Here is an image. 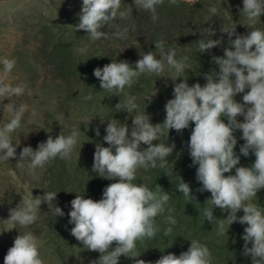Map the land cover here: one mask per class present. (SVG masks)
<instances>
[{"label": "rangeland", "instance_id": "obj_1", "mask_svg": "<svg viewBox=\"0 0 264 264\" xmlns=\"http://www.w3.org/2000/svg\"><path fill=\"white\" fill-rule=\"evenodd\" d=\"M81 7L82 0H0V61H15L13 69L8 72L0 63V87L19 86L22 89L19 95L0 91V128L17 115L18 109L21 118V126L10 134V139L16 144L17 155L0 161V264H4L6 253L20 232H31L38 239L44 264H94L98 261L102 254L84 248L82 242L71 234L73 225L69 223L68 213L70 201L76 195L99 200L105 186L115 182L114 179L100 177L92 170L96 145L109 146L103 140L108 120L126 123L129 135L133 115L137 111H145L154 125L163 123L166 118L165 104L174 98L176 83L187 79L190 86L197 82L203 86L210 73H216L214 78L219 79L220 68L213 57L224 56V49L231 47L228 34L221 29L236 26L231 39L237 34L246 35L251 30L240 12L243 0H178L177 3L164 0L157 6L156 20L151 19L150 12L138 9L134 0H123L121 8L128 12V16L123 19L118 16L109 25L102 26L101 30L106 35L93 41L86 30L75 28ZM212 7L217 9L215 14L210 11ZM159 12H185L186 16L179 13L174 21L176 28H173L163 25ZM150 23H154V27H149ZM125 27L128 29L125 38L114 35ZM250 27L264 29V14ZM206 28L214 30L211 38L220 40V43L206 51H199L198 40L204 38L206 34L202 32ZM153 29L158 31L152 33ZM163 32H167L165 39L158 40L168 45L164 51L177 49L176 58H185V71L177 73L166 66L159 76L141 74L120 95L101 88L99 78L93 74L96 67L102 68L106 61L114 57L118 58L117 61L126 60L135 66L143 52L156 53L159 58V50L150 49L148 43L153 41L152 34L161 37ZM81 48L85 51L80 52ZM141 77L149 81L148 86L140 84ZM232 78L235 79L234 74ZM249 90L246 88L245 92ZM143 91L149 95H144ZM243 95V92L237 93L235 99L245 103ZM129 97H134L138 105L133 113L123 110ZM250 106L246 104L245 110ZM223 119L227 120V117ZM237 119L243 121L244 116L238 115ZM193 127L194 122H190L182 131L170 129L167 134L164 130L159 134V140L153 141L174 144L173 152L167 158L168 163L163 168L175 166V158L190 139ZM97 128L99 135L96 134ZM73 129L78 131L79 138L70 160L57 157L43 169H37L35 175L28 172L27 162L17 166L23 147L31 146L35 150L49 136L55 138L61 132L68 135ZM146 147L142 142L141 150ZM236 152L242 160L238 166H252L256 159L254 150L250 149L247 156L240 152V147ZM158 168H161L159 162L155 168H139L133 183L144 184ZM197 168L189 171L186 180L199 181ZM232 174H235V169L224 173ZM31 191L34 197L43 196L46 191L57 193V196L53 204L42 201L40 209H37V219L31 225L21 226L6 220L10 209L21 202L23 195L26 199L34 198ZM210 197L208 191V199ZM250 202L264 212V188L258 190L257 196L251 197ZM54 205L60 206L65 214L55 216L51 212ZM207 207L214 208V205L209 201ZM175 208L169 206L167 210L171 211L165 212L167 217L171 215L175 218V224L170 225L167 218H161L159 223L164 231L172 228L166 235L172 239L177 236L174 241L181 246V253L189 248L191 239H196L209 248L212 264H253L251 254H244L242 234L246 224L235 221L228 227L223 220L211 222L204 218V209L194 215V209L189 210L186 206L182 210ZM213 214L217 220L228 215L219 207L213 209ZM243 214V209L237 212V216ZM115 246L113 241L111 247ZM248 246L251 247L250 242ZM136 253L141 255L129 257L121 254L118 264H134L136 259L155 264L161 256L174 253V250L155 242L140 247L136 245Z\"/></svg>", "mask_w": 264, "mask_h": 264}, {"label": "clouds", "instance_id": "obj_2", "mask_svg": "<svg viewBox=\"0 0 264 264\" xmlns=\"http://www.w3.org/2000/svg\"><path fill=\"white\" fill-rule=\"evenodd\" d=\"M122 2L123 0H82L76 30L84 29L91 40H99L106 35L101 30L102 26L109 25L118 16L122 19L128 16V12L121 8ZM134 2L138 9L150 12L151 19L156 20L157 6L164 0ZM177 2L178 0H169V3ZM210 11L215 14L217 9L212 7ZM240 12L247 19L251 30L246 35L237 34L231 39L236 26L221 29L228 34L231 47L224 49V56L213 57L220 68L218 80L214 78L216 73H210L203 86L198 82L190 86L187 79L176 83L174 98L165 104L166 118L163 123L154 125L145 111H137L133 115V127L129 135L126 123L108 120L103 140L109 146L96 145L92 170L100 177L114 179L115 182L105 186L99 200L76 195L70 201L71 209L68 213L69 223L73 225L71 234L82 242L84 248L97 250L102 254L96 261L99 264H118L121 254L140 256L141 254L136 253V242L145 237H154L159 231L155 220L165 211L170 199L169 192L154 191L133 181L139 168H155L158 162L159 167L163 168L168 163L167 158L172 154L174 144L153 143L159 140V134L164 130L168 134L170 129L182 131L190 122H194V127L188 149L192 163L198 164L197 179L202 182L201 190L210 191L208 201H211L214 208L219 207L228 213L226 218L217 220L214 218V208L205 207L204 218L211 222L223 220L228 227L235 221L246 224L242 234L244 254H251L253 264H264V212L250 202V198L257 196L258 190L264 188V29L250 27L264 14V0H243ZM127 31L125 27L114 35L123 39ZM213 31L206 28L202 32L206 35L198 40L199 51H206L220 43V40L211 38ZM155 44L156 50H159V58L156 53L143 52L135 66L126 60L115 59L102 68L96 67L93 74L99 78L101 88L120 95L141 74L159 76L166 66L177 73L185 71V58L177 59L175 48L164 51L163 41H156ZM79 51L84 52L85 49L81 48ZM0 63L8 72L13 69L15 61L4 59ZM233 74L235 79L232 78ZM246 88L250 90L245 92ZM0 91L19 95L22 89L19 86H3ZM241 92L244 93L242 99L245 103L235 99L236 94ZM246 104L251 105L247 110ZM137 109L135 98L129 97L123 110L133 113ZM19 111L18 109L17 115L0 128V161L17 155L16 144L10 139V134L21 126ZM241 114L244 116L243 121L237 119ZM223 117H227V122ZM236 129L242 130L245 141L240 146V152L247 156L250 149L254 150L256 159L251 167L238 166L240 156L234 151L237 144V137L234 135ZM96 134H100L99 128L96 129ZM78 138V131L73 129L68 135L61 132L55 138L49 136L35 150L31 146H25L19 154L21 159L17 166L27 162L28 172L35 175L37 169H43L57 157L70 160ZM142 142L147 145L143 150L140 148ZM232 169H235V174L224 175ZM159 187L158 184V189ZM176 190L186 198L193 197L190 185L182 178L176 184ZM31 195L34 197L32 191ZM56 196L57 193L48 191L33 199H26L23 195L21 202L10 209V216L6 220L21 226L31 225L37 219V209H40L42 201L52 203ZM241 209L244 214L237 216ZM51 212L55 216L65 214L58 205L51 207ZM167 220L170 225L176 223L171 215ZM171 231L172 228L168 227L165 234ZM220 231L223 232V225L220 226ZM113 241L116 242L114 248L111 247ZM249 242L251 247L248 246ZM4 264H44L38 239L31 232H20L14 239L13 246L8 249ZM134 264L151 262L136 259ZM155 264H212V254L207 245L191 239L186 251L178 256L174 253L163 255Z\"/></svg>", "mask_w": 264, "mask_h": 264}, {"label": "trees", "instance_id": "obj_3", "mask_svg": "<svg viewBox=\"0 0 264 264\" xmlns=\"http://www.w3.org/2000/svg\"><path fill=\"white\" fill-rule=\"evenodd\" d=\"M182 14V16H186L185 12H159V16L162 17V23L163 25H166L167 27H173L176 28L174 26V21L176 20V18H178L177 16ZM180 19V18H179ZM154 23H150L149 27H154L153 25ZM158 30L157 29H153L151 32L152 33H156ZM169 33V31H167ZM167 32H163V36H159V34H152L151 39L153 40L152 42H149V48L152 50H156V41H163V40H158V39H165V36L167 34ZM155 39H157L155 41ZM167 44V43H166ZM168 45L164 44V49H166ZM170 47V45H169ZM144 49H147L144 48ZM177 50V49H176ZM158 51V50H157ZM178 51V50H177ZM186 53V52H184ZM118 59L117 57L112 58L110 61H106V64H108L107 62H112V60ZM152 75V74H151ZM149 81H146V78L141 77L140 78V84H143L146 86H148ZM146 91H143V94H147L148 93H144ZM153 99V98H152ZM156 99V98H155ZM162 99V97H161ZM167 100V96L164 98V102H166ZM161 107V105H160ZM159 107V109H160ZM225 122H227L226 119H224ZM240 121V119H238ZM234 135L237 137V144L234 148V151L237 154V150L238 148L245 142L244 139L242 138V130L240 129H236L234 131ZM188 141L185 142L186 144L184 145L183 148H181L180 152L178 153V155L175 158V166H173L171 169L168 168H158L153 172V176L151 175V177L149 178L148 181L144 182V185H146L147 187H149L150 189L156 191L159 190L160 192L163 191H167L170 194V199L167 202L166 206H165V211L161 214H159L155 220V223L159 226V231H157V233L155 234L154 237L148 238L145 237L143 240H138L136 242V245L140 246H145L149 243H155V242H161L163 245H166V247H168L169 249H173L174 253L178 256L181 254L180 250H181V246L180 245H176L175 243H177V241H174L177 239H172L170 237H168V235L165 234L164 228L160 226V219H166L167 215L165 212H167V208H169V206H174L180 210H182V208L184 206H186L189 210L194 209L193 210V214L197 215L199 214L198 212L202 213V210L207 207L209 205V201H208V191L206 192V190L202 191L200 186H202V182L200 181H191L189 182L188 180H186V176H188V173L191 169L197 168L198 164H193L192 163V158L189 154V149H188ZM240 161H242L240 159ZM183 179L184 182H187L190 185L191 188V195L193 197H188L186 198L182 193H179V191L176 190V184L180 181L181 178ZM140 184V183H138ZM158 184L160 185L159 189H158ZM175 208V209H176ZM178 213V211H177ZM166 225V224H165ZM181 243V242H180ZM181 245L184 246V243H181Z\"/></svg>", "mask_w": 264, "mask_h": 264}]
</instances>
